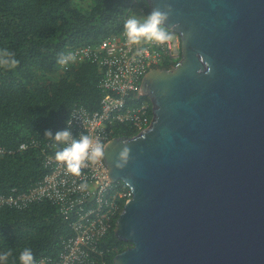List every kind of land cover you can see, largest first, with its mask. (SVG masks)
Segmentation results:
<instances>
[{
    "label": "water",
    "instance_id": "water-1",
    "mask_svg": "<svg viewBox=\"0 0 264 264\" xmlns=\"http://www.w3.org/2000/svg\"><path fill=\"white\" fill-rule=\"evenodd\" d=\"M146 1L173 9L182 59L144 78L150 127L106 145L111 181L133 191L114 262L264 264V0Z\"/></svg>",
    "mask_w": 264,
    "mask_h": 264
},
{
    "label": "trees",
    "instance_id": "trees-1",
    "mask_svg": "<svg viewBox=\"0 0 264 264\" xmlns=\"http://www.w3.org/2000/svg\"><path fill=\"white\" fill-rule=\"evenodd\" d=\"M139 9L150 13L146 0H0V49L19 61L14 69L0 68V196L27 192L43 179L45 154L62 146L55 134L66 128L76 107L101 108L98 64L60 66L59 55L121 33ZM47 131L53 138L45 136ZM124 135L130 132L119 127L115 137ZM21 144L30 147L21 150ZM70 221L50 202L22 210L1 207L0 253L12 251L8 264H20L24 248L32 250L35 263L58 259ZM130 245L113 231L101 246L110 249L106 263L115 264V256Z\"/></svg>",
    "mask_w": 264,
    "mask_h": 264
},
{
    "label": "built area",
    "instance_id": "built-area-1",
    "mask_svg": "<svg viewBox=\"0 0 264 264\" xmlns=\"http://www.w3.org/2000/svg\"><path fill=\"white\" fill-rule=\"evenodd\" d=\"M173 34L175 39L170 47L155 44L128 46L122 31L97 43L70 49L68 52L76 56L74 63L98 64L102 98L99 110L90 112L83 106L76 107L64 130H69L73 137L89 134L106 146L119 127H126L130 136L150 127L154 118L153 105L150 99L143 98L146 96L142 93V84L150 71L174 67L182 59L181 37L175 31ZM140 47L146 48L147 52L137 55ZM26 145L23 150L30 147ZM62 147L63 144L55 146L51 153L45 154L43 167L46 174L37 185L27 192L14 190L11 194L1 195L0 208L7 206L22 210L36 202H50L62 216L71 220V233L62 237L58 259L45 257L35 264H107L110 249L101 246L114 231L133 191L121 181H111L105 159L83 169L80 177L67 175L54 159L55 152ZM82 182L88 184V189L83 192L77 187ZM112 251H118V247Z\"/></svg>",
    "mask_w": 264,
    "mask_h": 264
},
{
    "label": "clouds",
    "instance_id": "clouds-1",
    "mask_svg": "<svg viewBox=\"0 0 264 264\" xmlns=\"http://www.w3.org/2000/svg\"><path fill=\"white\" fill-rule=\"evenodd\" d=\"M173 9L169 6L166 11L160 7H155L151 12L143 17L131 15L127 18L123 26V36L126 38L128 46H139L141 44H155L156 46H171V42L175 39L173 28L167 27ZM147 52L146 48H137V55H143ZM200 59L204 62V57ZM76 61V56L72 52L61 53L57 59V64L66 66ZM19 61L15 54L8 49H0V68L14 69L18 66ZM207 72L211 74V65L205 63ZM46 137L53 138V133L47 131ZM54 140L57 144H63L64 147L55 152L54 159L61 165L67 175L80 177L82 170L90 165H96L105 158L106 146L99 139L82 133L78 137H73L69 130L58 131ZM21 150L27 148L26 144L20 145ZM131 149L125 144L115 161L116 169H124L129 161ZM78 190L86 191L88 189L87 182H82L78 186ZM12 251L8 250L0 253V264H8ZM20 264H35V257L30 248H24L19 254Z\"/></svg>",
    "mask_w": 264,
    "mask_h": 264
},
{
    "label": "rangeland",
    "instance_id": "rangeland-1",
    "mask_svg": "<svg viewBox=\"0 0 264 264\" xmlns=\"http://www.w3.org/2000/svg\"><path fill=\"white\" fill-rule=\"evenodd\" d=\"M134 15L138 16V17H143L145 16L144 13L142 12V10H138L137 12L134 13Z\"/></svg>",
    "mask_w": 264,
    "mask_h": 264
},
{
    "label": "flooded vegetation",
    "instance_id": "flooded-vegetation-1",
    "mask_svg": "<svg viewBox=\"0 0 264 264\" xmlns=\"http://www.w3.org/2000/svg\"><path fill=\"white\" fill-rule=\"evenodd\" d=\"M168 68V67H167ZM171 68V67H170Z\"/></svg>",
    "mask_w": 264,
    "mask_h": 264
}]
</instances>
